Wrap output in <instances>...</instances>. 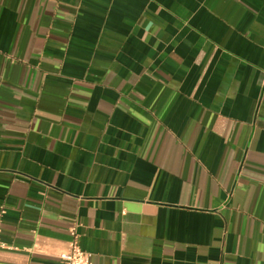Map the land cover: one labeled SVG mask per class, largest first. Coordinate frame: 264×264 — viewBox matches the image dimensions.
<instances>
[{
	"label": "crops",
	"instance_id": "obj_1",
	"mask_svg": "<svg viewBox=\"0 0 264 264\" xmlns=\"http://www.w3.org/2000/svg\"><path fill=\"white\" fill-rule=\"evenodd\" d=\"M0 264H264V0H0Z\"/></svg>",
	"mask_w": 264,
	"mask_h": 264
},
{
	"label": "built area",
	"instance_id": "obj_2",
	"mask_svg": "<svg viewBox=\"0 0 264 264\" xmlns=\"http://www.w3.org/2000/svg\"><path fill=\"white\" fill-rule=\"evenodd\" d=\"M3 210L0 211V248H7L8 244L2 238V215ZM73 238L71 240V250L67 253H62L59 255L60 259L65 262V264H91L90 253L84 250L78 241V235L75 230H72Z\"/></svg>",
	"mask_w": 264,
	"mask_h": 264
}]
</instances>
